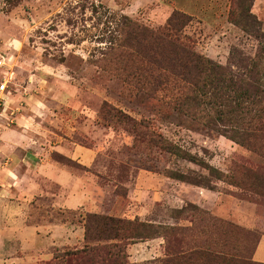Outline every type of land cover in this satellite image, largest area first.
<instances>
[{
  "label": "rangeland",
  "instance_id": "1",
  "mask_svg": "<svg viewBox=\"0 0 264 264\" xmlns=\"http://www.w3.org/2000/svg\"><path fill=\"white\" fill-rule=\"evenodd\" d=\"M173 11L191 18L183 31L191 47L228 69L241 71V56L263 54L264 0H0V52L9 66L0 132L37 128L32 146L88 190L77 207H59L61 184L21 165L22 181L0 183V264H65L64 254L84 245L86 213L181 226L183 245L215 239L218 250L256 261L264 179L237 165L264 168V154L176 112L168 95L137 89L132 62L111 50L123 16L158 28ZM246 13L259 24L243 28ZM258 65L264 72V59ZM151 131L232 176L208 175L153 142ZM55 142L91 149L92 164L53 149ZM164 249L162 237L138 241L126 246L127 260L158 263Z\"/></svg>",
  "mask_w": 264,
  "mask_h": 264
},
{
  "label": "trees",
  "instance_id": "2",
  "mask_svg": "<svg viewBox=\"0 0 264 264\" xmlns=\"http://www.w3.org/2000/svg\"><path fill=\"white\" fill-rule=\"evenodd\" d=\"M245 16L247 20L243 28L258 23L255 19H248L250 13ZM122 21L118 28L121 38L111 50L115 58L132 62L129 75L137 89L168 95V104L176 112L264 154V72L263 67H258L264 59V49L263 54L259 53L254 58L241 56L243 68L234 71L191 47L183 33L191 21L185 13L173 11L158 28L141 25L127 16H123ZM117 117L121 119L119 115ZM134 124L143 125L135 121ZM151 134L153 142H160L167 152L200 165L208 175L217 179L232 176L230 171L223 174L197 154L161 140V134H156L157 138H154L153 131ZM237 168L255 181L264 179L261 166L252 168L240 164ZM181 211L176 210L178 213ZM199 213L206 214L207 211L199 210ZM209 219L212 225L224 224L215 217L210 216ZM231 226V232H234L235 228ZM83 227L84 245L66 252L62 257L65 264H134L127 260L126 246L156 237L165 241V256L158 263L147 264H264L218 250L215 239L199 245H183L187 243L180 235L183 227L155 224L138 217L129 219L86 213ZM59 257L54 255L53 259Z\"/></svg>",
  "mask_w": 264,
  "mask_h": 264
},
{
  "label": "crops",
  "instance_id": "3",
  "mask_svg": "<svg viewBox=\"0 0 264 264\" xmlns=\"http://www.w3.org/2000/svg\"><path fill=\"white\" fill-rule=\"evenodd\" d=\"M36 129L7 126L1 130L0 183L18 184L22 181L18 169L21 165H24L29 171H36V168H39L42 174L50 181L61 184L60 189L62 194L61 196L55 197V203L59 207L64 208L77 207L78 204L80 205L87 199L88 190L86 186L82 184L80 177L66 167L51 161L46 155L42 154L41 150L32 146V142H35L33 135H35L34 132ZM40 131L38 130V133ZM53 149L60 151L83 165L92 164V150L80 144L75 143L69 147L55 142ZM44 150L45 148H43ZM33 164H35L34 167ZM202 193L208 195L210 198L212 197V194H209V192L203 191ZM57 227L60 228L61 226ZM253 258L256 261L264 262V234L260 236L257 242Z\"/></svg>",
  "mask_w": 264,
  "mask_h": 264
},
{
  "label": "built area",
  "instance_id": "4",
  "mask_svg": "<svg viewBox=\"0 0 264 264\" xmlns=\"http://www.w3.org/2000/svg\"><path fill=\"white\" fill-rule=\"evenodd\" d=\"M1 69H5V70H1ZM9 66L7 65V63L5 62V57L4 55L1 54L0 52V106L1 109H4V106L6 104V99H5V95L7 94V92H9L8 89V70Z\"/></svg>",
  "mask_w": 264,
  "mask_h": 264
}]
</instances>
